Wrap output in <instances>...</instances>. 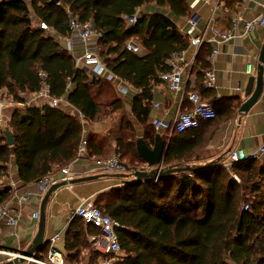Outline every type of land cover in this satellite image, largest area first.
Returning a JSON list of instances; mask_svg holds the SVG:
<instances>
[{
  "label": "trees",
  "instance_id": "1",
  "mask_svg": "<svg viewBox=\"0 0 264 264\" xmlns=\"http://www.w3.org/2000/svg\"><path fill=\"white\" fill-rule=\"evenodd\" d=\"M150 4L169 7L178 16L187 14L184 0H0V93L7 90L8 98L25 102L26 96L47 83L52 96L64 100L57 107L38 102L16 109L2 128L0 204L8 203L13 194L4 185L13 160L24 183H37L56 166L63 168L77 159L83 121L94 122L123 109L114 81L96 75L86 63L77 65L61 41L72 36L69 12L102 33L96 46L108 70L150 100L160 75L170 70L173 52L190 46L169 16L141 13ZM132 17L137 19L135 24L129 21ZM132 39L146 51L129 50ZM200 64L206 72V60ZM204 89L211 90L205 85ZM68 105L77 112H69ZM218 119L217 113L216 118L202 122ZM8 130L14 135L13 145L7 143ZM128 131L119 146L124 149L121 152L138 159L130 163L138 167L144 163L139 140L131 128ZM155 131L143 137L149 147L159 135ZM162 139L167 148L163 169L189 166L190 170L158 180L127 182L95 200L122 226L117 229L121 251L115 264H264V158L235 163L241 177L238 183L221 163L194 166L206 145L202 134L174 131ZM246 204L249 209H244ZM97 231L74 217L65 235L67 264L81 260L95 264L114 256L91 248L88 235Z\"/></svg>",
  "mask_w": 264,
  "mask_h": 264
},
{
  "label": "crops",
  "instance_id": "2",
  "mask_svg": "<svg viewBox=\"0 0 264 264\" xmlns=\"http://www.w3.org/2000/svg\"><path fill=\"white\" fill-rule=\"evenodd\" d=\"M192 1L184 0L187 6L186 15L178 16L172 13L169 7L160 9L155 4L146 5L140 9L144 14L164 13L173 20L181 35L190 40L187 52L188 58L193 61V67L185 75L181 91L173 92L165 82L161 81L154 86L150 100H144L142 92L129 83L119 79L110 80L114 81L112 82L114 90L123 101V109L94 122L83 121V140L77 159L68 164L73 180L88 176H96V179L62 185L55 188L49 195L50 189L42 198L38 194L36 183H24L20 178L15 160L11 162L9 175L5 178L4 185L13 191L8 204L18 212L19 223L16 227L8 225L6 221L0 224V264L8 259V252L22 253L31 250L39 232L43 207L45 245L43 244V248L35 254L45 258L51 238L59 235L56 246L65 256V235L75 217L74 210L85 202L95 203L98 196L113 187L117 188L119 185L124 186L125 183L132 182L122 175L99 169L96 167V161L124 154L122 158L127 164L138 162V159H134L127 152V155L121 152L124 149L119 146L120 140H123L125 133L129 132L128 128L133 130L135 140L143 139L146 134L155 130L158 136L168 139L173 132L168 134V131L164 129L159 130L155 128L153 122L155 119L172 122L180 112L192 110L190 93L199 92L204 100L213 104L219 117L215 123L202 122L198 130H192V133L198 132L206 139V145L197 154L194 166H203L210 162L221 163V159L235 149H242L249 153L264 142V76L260 98L248 112L241 111L243 104L257 88L258 67L261 64L264 47V26H256L251 32H246L245 24L264 13L262 6L264 0H204L195 10L190 8ZM191 17L198 22L196 36H202L208 40L200 48L193 47L191 38L185 34ZM216 30L231 34V39L226 42L221 41ZM61 41L76 59L84 54L85 45L76 36L72 35ZM135 41L140 43L138 40ZM215 50H218L217 54H213ZM140 51L146 50L142 46ZM201 59H205L208 63L207 69H212L216 73L215 89H204L205 69L201 68ZM249 64L253 68L251 74L247 73ZM251 79L253 84L249 88ZM121 84L126 87V92L120 89ZM3 91L0 97L2 93L7 94V90ZM29 99L30 96H26L25 102H16L4 109L2 128H5L16 109L32 105L29 104ZM139 105L147 106L148 109L143 111ZM66 107L71 113L77 112L70 105ZM83 141H87L84 147H82ZM153 147L154 145L151 146ZM164 160L165 157L162 164ZM60 170L61 168L56 166L53 172H56L61 179ZM63 182L65 181L59 180L55 185ZM37 211H39L38 219L35 218ZM65 264H67L66 259ZM73 264H89V262L81 260Z\"/></svg>",
  "mask_w": 264,
  "mask_h": 264
},
{
  "label": "built area",
  "instance_id": "3",
  "mask_svg": "<svg viewBox=\"0 0 264 264\" xmlns=\"http://www.w3.org/2000/svg\"><path fill=\"white\" fill-rule=\"evenodd\" d=\"M204 0H193L190 4V8L195 10L201 2ZM264 8V2L262 3ZM69 28L72 35L76 36L82 44L85 45V52L82 56L76 59L77 65L86 63V65L92 68L93 73L99 76H106L109 80L117 79V76L108 70L103 58L99 54L97 40L102 37V33L96 30L94 25L90 22H82L78 17L74 16L71 12L68 14ZM131 24L137 22L136 17L129 19ZM197 20L191 17L188 21V27L185 30L186 36L191 38V45L193 47L200 48L204 43H207L205 37L196 36L198 30ZM256 26H264V13L245 24L246 32H251ZM41 27L49 30V27L45 23H41ZM221 41H228L232 35L226 32H220ZM128 49L133 52H139L142 49V45L135 40L128 42ZM218 50H215L213 54H217ZM170 70L160 75L162 82H165L168 88L173 92H179L183 89V82L188 70L193 67V61L188 58V52L186 50L173 52L170 60ZM252 65L249 64L247 73L253 72ZM122 81V80H121ZM216 73L212 69H208L205 72L204 85L206 89L216 88ZM122 85V84H121ZM120 89L124 92L127 91L125 86H120ZM29 97V96H28ZM30 103L35 104L40 102L41 104H50L54 107L64 103L62 98H55L52 96L51 88L47 83H43L39 92L30 95ZM189 100L193 104V108L190 111L180 112L172 122H167L161 119H155L153 125L155 128L161 130L164 129L168 132H188L200 127L201 122L205 120H211L217 117V112L213 104L207 100H204L199 92H193L189 94ZM16 102L13 100H7L0 97V136L2 135V122L4 119V109L9 105H14ZM87 144V141H83L82 147ZM264 158V142L254 151L245 152L242 149H235L228 153L222 160L221 164L226 168L231 177L238 183L241 182L240 175L235 172L234 164L243 160L253 159L262 160ZM96 167L99 169L116 173V174H134L136 172H151L155 168L163 169V164L158 166H150L148 163H142L138 167L127 164L121 159L120 156L113 155L108 158L98 159L96 161ZM61 179L57 176L56 172H52L43 176L37 183L38 194L43 198L49 192V190L59 181L63 180L69 182L73 176L70 166L61 168ZM130 181H138L135 176L129 178ZM119 185L118 187H122ZM244 209H249L248 204L244 206ZM74 215L82 218L88 225H92L98 229L96 233L89 234L88 240L92 245V248L102 253L103 255H114L111 259L101 260L95 264H115L116 256L121 251V244L117 229L122 227L120 223L115 220L111 215L105 213L101 208L97 207L94 202L88 201L80 205L74 210ZM35 218H39V211L35 212ZM2 221H6L8 225L16 227L19 223V214L12 209L8 203L0 204V224ZM59 239V235H55L51 238L48 244V253L45 258L38 257L35 253L31 256H26L25 261L21 264H65V256L63 252L57 248L56 242ZM10 257L20 256L19 253H7Z\"/></svg>",
  "mask_w": 264,
  "mask_h": 264
},
{
  "label": "water",
  "instance_id": "4",
  "mask_svg": "<svg viewBox=\"0 0 264 264\" xmlns=\"http://www.w3.org/2000/svg\"><path fill=\"white\" fill-rule=\"evenodd\" d=\"M55 3H58L59 0H52ZM261 64L259 65L258 69V77H257V88L255 90V92L251 95V97L243 104L241 111L242 112H248L250 110V108L257 102V100L260 98L261 93L263 91V76H264V47H263V51H262V55H261ZM253 84V80L251 79L250 83H249V88H251V85ZM248 88V89H249ZM249 95V94H248ZM6 137H7V143L9 145H13L15 140H14V135L13 133L8 130L6 132ZM166 144L164 143L163 139L161 138V136H157L154 147L151 148L149 147L143 139H139L138 141V151L140 156L142 157V159L144 160L145 163H148L150 166H158L160 164H162L163 162V158L166 155ZM223 160V159H221ZM216 164V162H210L207 165H203L200 166L201 168H207L210 167L212 165ZM191 167H186V168H177V169H159V168H155L153 169L151 172H136L133 175H125V174H119L127 177V178H132L133 176H135L137 178L138 181L144 180V179H154V180H158L166 175L172 174L174 172H181V171H185V170H190ZM96 176H88V177H84V178H80V179H75V180H70L69 182H63L62 184H58L55 185L51 188L49 195L51 192H53V190L55 188H58L62 185H66V184H72V183H80V182H86V181H91L96 179ZM44 207L42 208V217H41V221H40V227H39V232L34 240V243L32 244L31 250L29 251H24L22 253H19L20 256H14V257H10L9 259H7L4 263L2 264H21L25 261V257L26 256H31L33 255L36 251L40 250L41 248H43V244L44 243V235H45V231H44ZM18 253V252H17Z\"/></svg>",
  "mask_w": 264,
  "mask_h": 264
},
{
  "label": "rangeland",
  "instance_id": "5",
  "mask_svg": "<svg viewBox=\"0 0 264 264\" xmlns=\"http://www.w3.org/2000/svg\"><path fill=\"white\" fill-rule=\"evenodd\" d=\"M2 92H4V91H2ZM1 97L6 98L7 100L10 99V98H8V95L6 93H2ZM91 248H92V245H91Z\"/></svg>",
  "mask_w": 264,
  "mask_h": 264
}]
</instances>
